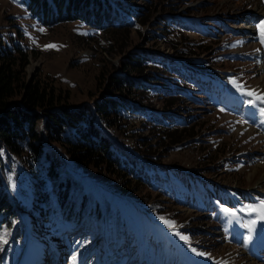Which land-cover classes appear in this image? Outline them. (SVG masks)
<instances>
[{
	"label": "rangeland",
	"instance_id": "rangeland-1",
	"mask_svg": "<svg viewBox=\"0 0 264 264\" xmlns=\"http://www.w3.org/2000/svg\"><path fill=\"white\" fill-rule=\"evenodd\" d=\"M112 1L131 5L137 16L151 12L144 26L136 19L125 21L123 53L108 46V36L81 22L42 26L23 0H0V36L4 45L28 48V81L53 79L71 106L103 98L109 73H119L121 62L134 51L174 59L194 71L197 81L186 84L173 73L166 75L161 93H148L142 112L128 114L135 124L115 130L128 154L155 168L148 172L152 184H143L135 197L113 178L88 174L57 153L67 178L78 181L73 205L64 214L50 194V200L37 202L41 212L32 222L19 207L30 206L28 177L14 157L1 153L4 190L25 232L16 236L0 223V264H264V122L250 121L246 114L253 103L264 109V59L259 54V47L264 52V0ZM114 14V24L121 25L122 18ZM162 17L170 23L166 30L159 29ZM146 32L158 37L145 41ZM171 86L184 89L167 112L177 117L176 123L151 122L144 112L160 113L161 97ZM191 127L194 134L181 143L167 142L168 133ZM163 168L181 169L187 178L180 180ZM137 198L144 211L137 208ZM97 206L106 217L97 218ZM149 208L155 219L148 217ZM3 217L0 212V222Z\"/></svg>",
	"mask_w": 264,
	"mask_h": 264
},
{
	"label": "trees",
	"instance_id": "trees-1",
	"mask_svg": "<svg viewBox=\"0 0 264 264\" xmlns=\"http://www.w3.org/2000/svg\"><path fill=\"white\" fill-rule=\"evenodd\" d=\"M23 2L30 16L42 26L51 28L66 22H81L95 32L108 36L111 43L108 46L116 47L121 53L128 44V27L125 21L136 19L140 26L151 22L150 11L146 15L139 12L140 15L137 16L131 5L121 1ZM170 5L173 6L174 3ZM120 8L124 11L117 13ZM175 9L174 7L173 10ZM112 13H115V17L122 18L121 25L114 24ZM161 24L163 28L159 29L163 30L170 26L166 17H162ZM146 33L147 37L143 39L145 41L158 37L156 34ZM109 47L106 53L111 55ZM28 51L21 43L4 45L0 36V160L1 153L14 157L28 177L30 206L19 205L20 211H27L32 222L38 221L36 214L39 216L41 210L37 202L50 200V194L55 195L54 205L64 214L73 205V187L78 181L72 177L67 178L57 159V153L65 155L88 174H103L113 178L119 182L117 187L126 190L131 196H134V192L141 191L143 184L146 187L147 184H152L153 178L148 172L155 168L128 154L116 141L115 130L135 124L134 120H129L128 114L132 111L142 112L140 106L148 101V93H161L166 75L173 73L188 84L197 81L195 72L152 51H134L121 62L119 73H109L103 98L91 104L71 106L66 92L58 89L53 79L33 77L28 81L25 74ZM171 88L170 92H164L166 95L161 97L162 113L153 115L144 112L151 122L162 124L167 120L172 124L176 123L177 117L167 112L178 104L184 89H175L174 86ZM194 132V127L186 131H172L168 133L166 140L171 145L179 144ZM163 170L173 173L180 180H186L177 171L166 168ZM148 211L154 216L151 208ZM0 212L4 214L0 223L8 231L14 229V235L23 236L20 213L12 207L9 195L4 190L1 168ZM96 212L97 218H100L102 213L99 206L96 207ZM30 229L32 234L37 232L34 228Z\"/></svg>",
	"mask_w": 264,
	"mask_h": 264
},
{
	"label": "snow or ice",
	"instance_id": "snow-or-ice-1",
	"mask_svg": "<svg viewBox=\"0 0 264 264\" xmlns=\"http://www.w3.org/2000/svg\"><path fill=\"white\" fill-rule=\"evenodd\" d=\"M261 43L264 44V22L261 24ZM261 103H264V98H261ZM261 114L264 115V109H261ZM225 211H227V209ZM261 211H264V205L261 206ZM261 218L264 219V216Z\"/></svg>",
	"mask_w": 264,
	"mask_h": 264
},
{
	"label": "bare ground",
	"instance_id": "bare-ground-1",
	"mask_svg": "<svg viewBox=\"0 0 264 264\" xmlns=\"http://www.w3.org/2000/svg\"><path fill=\"white\" fill-rule=\"evenodd\" d=\"M246 27H247V28H249V29L251 28V27H250L249 25H247V24H246ZM92 183H93V184H96V185H98V186H99V184H98V183H95V182H92ZM252 264H255V263H253V262H252Z\"/></svg>",
	"mask_w": 264,
	"mask_h": 264
}]
</instances>
